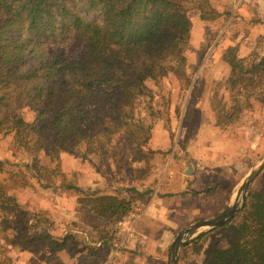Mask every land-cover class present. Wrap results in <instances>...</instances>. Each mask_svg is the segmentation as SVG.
I'll use <instances>...</instances> for the list:
<instances>
[{"label": "trees", "instance_id": "16d2710c", "mask_svg": "<svg viewBox=\"0 0 264 264\" xmlns=\"http://www.w3.org/2000/svg\"><path fill=\"white\" fill-rule=\"evenodd\" d=\"M192 10L211 25L234 12L232 6L220 12L210 0H0V135L13 136L29 155L45 151L52 160L81 154L83 146L113 151L118 142L129 145L134 155L146 156L154 129L151 120L161 116L157 93L149 84L159 86L174 74L187 89L192 85L186 55ZM238 46L223 55L230 72L228 87L232 92L240 87L257 90L264 83V57L246 65ZM142 100L145 119L137 117ZM23 108L30 119L27 111L20 113ZM235 117L238 114L227 118ZM66 189L76 192L82 209L104 226L133 210L134 202L119 193L87 192L72 185ZM6 196L7 201H0V232L6 244L24 251L41 245L52 255L83 253L71 233L61 239L38 231L30 235L4 219L16 207L21 225L28 216L34 226L43 222L41 210L29 214L15 205L13 195ZM220 229L226 245L203 253L205 237L200 235L184 247L191 251L185 264H200L194 259L202 253L201 264H264V190L253 191L238 220ZM8 233H15L14 238ZM101 233L100 248L115 246V237L105 227ZM0 251L7 252L1 245Z\"/></svg>", "mask_w": 264, "mask_h": 264}, {"label": "rangeland", "instance_id": "374dc122", "mask_svg": "<svg viewBox=\"0 0 264 264\" xmlns=\"http://www.w3.org/2000/svg\"><path fill=\"white\" fill-rule=\"evenodd\" d=\"M259 1L210 0L220 12L228 6L234 8L231 17L224 16L213 25L202 22L197 10L190 12L194 26L186 55L192 85L187 89L182 79L174 74L164 78L159 86L153 82L149 84L157 93L155 105L160 108L161 116L151 120L154 129L146 156L134 155L129 145L118 142L113 151L100 153L83 146L81 154H61L58 160H52L45 151L36 156L29 155L15 143L13 136L0 135V201H7L9 193L15 197V205L29 210V214L34 213L30 211L32 209L41 210L38 214L43 217V222L40 227L34 226L35 222L28 216L21 225L16 207L8 211L4 219L18 223L30 235L38 231L61 239L66 232L71 233L83 248L80 254L65 250L52 255L41 245L24 251L18 245L6 244L0 232V245L7 250L4 254L0 251V264H167L170 247L183 230L212 219L229 207L246 174L264 157V101H261L264 83L257 90L240 87L230 91L227 83L230 72L224 63L222 49L237 47V44L241 47L243 39L251 35L257 41L256 49L250 52L242 48L240 59H246L248 65L264 57V17L259 18L258 14V8L263 11L264 7ZM144 107L145 101L142 100L138 118H148ZM26 111L27 108H23L20 113ZM234 113L238 114V119L228 120V114ZM25 115L31 118L28 111ZM219 122L223 128L216 126ZM214 126L215 134L212 132ZM202 144L206 145L204 149ZM182 153L188 156L196 153L194 158L193 154L190 155V160L197 165L198 192L186 197L183 203L179 202L181 211L178 216L166 215L159 229L156 222L150 223L153 216L163 210L162 204L169 202V199H161L168 186V179L162 182V175L170 165L171 170H175L177 164L184 163L179 161ZM70 185L87 192L119 193L122 198L134 202V212L135 207L142 206L154 196L138 228L152 237V243L144 248H141L143 242L139 245L141 247L129 243L120 246V230L116 229L119 221L104 226L90 216L82 209L79 195L66 189ZM262 190L264 171L254 182L250 194ZM155 191L157 195L152 196ZM157 204H161L159 211L154 210ZM104 227L116 241L115 246L102 249L98 242ZM162 229L168 239L158 247ZM223 233L222 229H214L198 234L197 238L200 235L205 237L201 241L203 253L212 247L226 245ZM7 235L13 239L15 233ZM183 249L179 264L190 260L191 251ZM203 253L195 255L194 260L201 264Z\"/></svg>", "mask_w": 264, "mask_h": 264}, {"label": "crops", "instance_id": "0c3cea01", "mask_svg": "<svg viewBox=\"0 0 264 264\" xmlns=\"http://www.w3.org/2000/svg\"><path fill=\"white\" fill-rule=\"evenodd\" d=\"M260 2V1H259ZM261 4H263L264 7V0H261L260 2ZM258 14H259V18L264 17V9L263 11H260L258 8ZM264 22V21H263ZM262 26H260L261 28ZM254 32V31H253ZM256 39L254 37H251V35L246 36L245 39H243L241 47L240 48V53H242V48H244L245 50H249L250 52L254 51L256 49ZM232 47V46H231ZM229 48V47H228ZM222 49L223 53H225V51L228 49ZM224 55V54H223ZM189 62H188V67H189ZM189 71V68H188ZM214 134L215 132H217L215 130V126L213 128L212 131ZM178 146L180 145L181 140L178 141ZM206 145L202 144V149L205 148ZM150 147H151V143H150ZM189 151V150H188ZM193 154V158L196 157V153H191ZM190 154V155H191ZM190 155L188 156L186 153H182L180 154V158L179 161L184 162L182 164H177V168L175 170H171V165L168 167L167 170H165V172L163 173V181L164 182L166 179H168V186L166 191L163 192V197L161 199H169V202H167L166 204H162L163 205V210L160 212L158 210L159 205L161 204H157L156 207H154V210H158V215L157 216H153L154 219L152 218L151 221L153 224L154 222H156L158 228L160 229L161 227V220H164L166 217V215L168 217L171 216V214H176L178 216L179 212L181 211V208L179 207V202L183 203V200L186 201V197H191L192 194H195V192H198V186L200 184V182L196 179V175H197V168H196V164L192 163L190 160ZM189 157V158H188ZM170 159L172 161L173 159V155L170 156ZM178 163V162H177ZM192 164L194 166V170L191 171L188 169V165ZM186 166L184 168V166ZM183 166V167H182ZM182 168H184L182 170ZM187 173H191V175H188ZM153 195H157V191L152 193ZM183 195V196H182ZM196 195V194H195ZM18 196V195H17ZM19 197V196H18ZM152 199L149 201H146V203H143V205H139V207H135V212L133 210V212L127 216V218L124 220V228L120 230V236H121V240L119 245H127L129 243V245H133V246H139L142 242L144 244L143 247L144 248L147 246V244H151V238L149 237L148 234L140 232L139 231V225L141 224V222L143 221L144 216L146 215V213L148 212V210L150 209L154 196L151 197ZM165 206H166V211H165ZM169 206V207H168ZM134 213V214H133ZM140 215L138 217L135 216V214H139ZM175 215V216H176ZM168 219V218H167ZM150 221V222H151ZM133 226V233L135 234V237L132 238L131 235L128 234V229L129 227L128 224H131ZM119 224V223H118ZM118 224L116 225V229L119 230ZM126 226V228H125ZM160 226V227H159ZM163 229L160 232V243L157 244L158 247H162L163 246V242H166L168 237H167V233H163ZM155 240V239H153Z\"/></svg>", "mask_w": 264, "mask_h": 264}, {"label": "water", "instance_id": "95a60500", "mask_svg": "<svg viewBox=\"0 0 264 264\" xmlns=\"http://www.w3.org/2000/svg\"><path fill=\"white\" fill-rule=\"evenodd\" d=\"M188 169L193 171L194 166L188 165ZM264 171V157L261 158L246 174L237 189L234 201L230 202L229 207L220 215L195 223L183 230L170 247L167 264H179L180 251L182 248L192 244L203 230H214L231 223L237 215L245 208L248 196L256 179ZM191 175V173H187Z\"/></svg>", "mask_w": 264, "mask_h": 264}, {"label": "built area", "instance_id": "2783aa9c", "mask_svg": "<svg viewBox=\"0 0 264 264\" xmlns=\"http://www.w3.org/2000/svg\"><path fill=\"white\" fill-rule=\"evenodd\" d=\"M132 212H130L127 216H129ZM134 214V213H133ZM140 215L139 214H135L136 217H138ZM127 216H125L121 221H119V224H118V227H119V230L123 229L124 228V220L127 218ZM129 229H128V234L131 235L132 238L135 237V234L133 233V226H132V223L131 224H128ZM126 228V226H125ZM119 232V231H118Z\"/></svg>", "mask_w": 264, "mask_h": 264}]
</instances>
